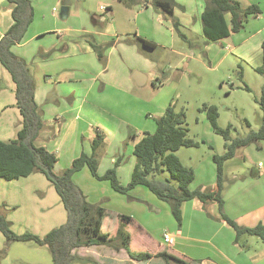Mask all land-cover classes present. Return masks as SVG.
Masks as SVG:
<instances>
[{
  "label": "crops",
  "instance_id": "crops-1",
  "mask_svg": "<svg viewBox=\"0 0 264 264\" xmlns=\"http://www.w3.org/2000/svg\"><path fill=\"white\" fill-rule=\"evenodd\" d=\"M234 1L242 9L255 5L261 13L256 17H249L243 29L219 42L205 43L203 36L201 15L209 6L208 0H173V15L175 18L179 17L180 26L200 37L206 50L209 51V47L217 43L246 63L255 58L253 68L261 66L264 0ZM59 4L66 9L65 14L60 17L67 18L70 14L69 5L63 4V0H56L55 5ZM6 6H1L4 12L0 9V21L2 14L9 13L11 16L13 6L7 2ZM107 7H110L105 8L104 12L109 18L107 23L94 15L91 18L93 28L80 29L64 25L61 29L68 32L65 36L58 30L30 38L40 40L46 34L53 33L56 41L51 45L39 50L33 48L25 53L17 52L23 46L21 41L11 51L27 63L34 77V100L42 111L44 129L33 141V145L43 147L56 156L57 163L53 172L59 174L82 153L91 155L92 141L95 134L99 133L103 136V147L97 153V173L102 176L115 167L117 162L116 176L120 184L125 186L136 164L132 154L134 145L145 133L155 131L154 117H160L165 110V106H156L155 97L143 92L148 82L153 88H157L168 81L165 73L156 68L151 55L158 49L169 50L178 55L181 52L175 50V33L171 23L162 21L160 15H153L148 5L136 7L134 17L119 13L114 6ZM55 12L56 8L53 7L52 16ZM224 18L230 28V15L225 14ZM11 24L9 21L4 31L0 28V39ZM182 36L185 44L190 42V45L187 44L189 49L197 47L192 35L182 33ZM135 37L146 40L155 48L137 47L133 43L124 42L133 41ZM110 42L113 45L105 51L106 63L103 66L97 60L91 44L102 46ZM0 68V79L7 81L10 87L12 81L9 74L1 65ZM37 70L42 78L38 77ZM6 108L15 109V102L4 106L2 110ZM17 120L19 127L15 130V137L21 127L19 115ZM249 165L248 177L232 179L231 184L225 186L222 192L224 214L243 228L264 225V165L260 161L254 164L250 162ZM87 174L91 176L88 177L90 182L91 178L96 180L87 168H83L73 176V182L82 191L88 204L99 205L105 213L103 223L107 232L114 236L118 225L122 224L120 221L125 222V229L130 236V250L153 257L142 262L136 261L125 250L115 251L106 246L75 248L71 250V255L89 258V254H94L101 264H264V245L261 240L246 234L236 237L234 229L221 218L215 202L206 205L196 199L184 202L181 205V225L171 226V233L163 231L159 239L153 232H149L145 224L133 217L105 209L103 202L116 198L118 194L111 189L108 181L96 180L108 185H101L102 193L99 191L98 199L91 200L90 196L94 192L86 191L81 186V179L86 178ZM139 188L129 192L132 197L129 200H138V194L142 192ZM198 189L214 191L216 177L213 186L206 188L204 185ZM124 217L129 221L123 220ZM164 234L170 235L169 244L163 242ZM98 247H104L105 250L94 249ZM158 254H165L169 259L155 257Z\"/></svg>",
  "mask_w": 264,
  "mask_h": 264
},
{
  "label": "rangeland",
  "instance_id": "rangeland-1",
  "mask_svg": "<svg viewBox=\"0 0 264 264\" xmlns=\"http://www.w3.org/2000/svg\"><path fill=\"white\" fill-rule=\"evenodd\" d=\"M29 1L33 10V21L24 34L22 48L17 52L25 53L33 48L39 50L56 41L53 33L46 34L40 40H36V37L30 39L34 35L60 30V34L65 36L68 32L66 29H61L64 25L80 29L92 27L91 18L94 15L109 22V18L104 13L105 8H110L107 7L108 5L116 7L119 13H127L130 17H134L135 8H142V4L146 3L153 15H160L162 21L171 23L169 18H163L154 10L153 0H138L131 8L124 5V0H121L122 2L119 0H63V4H68L70 8L67 18L60 17V9L63 6L61 4L56 6V0ZM1 6L7 7L5 0H0V9L4 12ZM53 7L56 8L54 16H52ZM10 17L9 13L2 14L0 28L3 31L9 21L12 22ZM176 19L180 20L179 17ZM94 28L99 30L98 27ZM179 30L187 36L192 35L194 45L197 47L193 50L189 49L173 29L175 50L181 52V55L165 49L153 52L151 59L155 62L156 68L165 73L168 81L164 86L157 88H153L148 82L143 92L150 97H155L158 107L165 106L166 109L171 104L175 111L183 110L187 138L197 142L198 146L181 147L175 155L184 166L194 171V180L189 188L196 190L200 186L205 185L209 188L215 184L216 170L211 158L212 155L224 153V140L212 131L205 113L200 111L202 106L213 105L217 108V124L222 129L230 126L232 139L244 136L250 131H256L260 126L261 112L255 100L260 96L263 78L254 71L255 58L249 61L250 63H246L237 58L233 52L227 51L225 46L217 43L212 44L208 51L201 44L200 37L191 34L182 26ZM37 72L39 73L37 76L42 78L40 71L37 70ZM7 83L0 79V141L3 142L15 139V130L19 127L17 120L19 114L16 107V110L14 108L2 110L4 106L15 102L14 85L11 83L9 87ZM244 86L248 87L249 91L244 90ZM259 161L264 165V142L238 149L234 157L224 163V186L230 185L234 178L238 180L247 178L250 170L249 163L254 164ZM88 177L91 176L87 174L86 178L81 179V186L86 191L94 192L90 198L97 200L102 193L101 185L108 184L97 182L92 178L90 182ZM157 179L171 181L167 173L157 176ZM139 189L142 192L138 194L136 201L117 194L116 198L103 202V206L107 210L133 217L145 224L149 232H153L158 237L163 231L171 233L170 227H177V224L170 213L168 204L157 200L145 188ZM0 215L10 222L11 230L17 235L31 233L43 237L66 222L65 209L52 182L39 173L11 181L0 178ZM94 249L105 250L104 247ZM2 250H5V254L0 256V264H25V262L51 264L46 247L22 242L6 246L5 239L0 233V251ZM87 257L89 258L78 257L80 260H75L71 264H101L94 254H89Z\"/></svg>",
  "mask_w": 264,
  "mask_h": 264
},
{
  "label": "trees",
  "instance_id": "trees-1",
  "mask_svg": "<svg viewBox=\"0 0 264 264\" xmlns=\"http://www.w3.org/2000/svg\"><path fill=\"white\" fill-rule=\"evenodd\" d=\"M5 1L13 6L11 11L12 24L0 39V65L7 71L14 84L15 107L20 116L21 127L17 131L15 139L9 142L0 141V178L11 181L26 178L36 173L44 175L52 182L66 212L65 224L49 231L43 237L31 233L15 234L10 228V222L0 215V233L5 239L6 246L11 243L22 242L46 247L51 257V264H71L75 260H80L77 256L70 254L71 250L89 246H106L115 251L125 250L131 259L141 262L153 257L147 253L130 250V236L125 229V222L120 221L122 224L118 225L114 236L107 232L105 223H103L105 213L99 205L88 204L82 191L73 182V176L83 168H87L96 180L108 181L114 192L124 195L128 199H132L129 192L134 188H145L157 200L168 204L170 213L178 227L181 225V205L184 202L194 199L203 205L215 202L221 218L234 229L236 237L242 234L254 236L261 240L264 245V225L258 224L253 228L239 227L224 214L222 199V192L225 187L224 163L234 157L238 148L264 142V42L261 45L262 65L254 68V71L263 78L260 96L255 100L261 112L259 128L244 136L232 139L230 126L226 129L219 128L217 124L218 112L215 106L203 105L200 110L205 113L212 131L224 140V153L212 155L216 170V189L214 191L190 190L189 186L194 180V171L184 166L175 152L181 147H197L198 143L187 138L183 110L175 111L171 104L167 106L160 117L154 118L155 131L145 133L134 145L132 154L136 159V164L129 182L123 186L116 176L117 162L115 167L107 170L102 176L97 173V153L103 147V136L99 133L95 134L92 141L91 155L82 153L71 162L68 168L57 175L53 172L57 163L56 156L43 147L33 145V141L39 137L44 129L42 111L37 107L34 100L35 81L27 63L11 51L14 45L22 41L32 21L33 10L29 0ZM119 2L122 1L119 0ZM137 2L138 0H124V5L131 8ZM208 2L209 6L201 15L205 43L219 42L230 34L238 33L243 29L249 17H256L261 13L255 5L242 9L239 3L234 0H208ZM144 4L146 3L142 5ZM152 6L163 18H169L174 31L183 39L179 30V22L173 15V0H153ZM225 14L230 15V28L224 18ZM124 42L133 43L137 47L155 48L153 44L139 37H135L133 41L125 40ZM187 44L190 45V42ZM112 45L113 42L102 46L91 44L97 60L103 66L106 63L105 51ZM239 79H242L241 75ZM243 89L249 91L246 86ZM246 123L248 125L247 121ZM163 173H167L175 184L168 179L158 180L157 176ZM123 220L129 221L125 217ZM4 254L5 250L0 251V256ZM155 257L169 259L165 254H158Z\"/></svg>",
  "mask_w": 264,
  "mask_h": 264
},
{
  "label": "built area",
  "instance_id": "built-area-1",
  "mask_svg": "<svg viewBox=\"0 0 264 264\" xmlns=\"http://www.w3.org/2000/svg\"><path fill=\"white\" fill-rule=\"evenodd\" d=\"M101 10H102V7H101ZM163 242H164L165 244H169V243L171 242V237H170V235H168V234H164V235H163Z\"/></svg>",
  "mask_w": 264,
  "mask_h": 264
},
{
  "label": "water",
  "instance_id": "water-1",
  "mask_svg": "<svg viewBox=\"0 0 264 264\" xmlns=\"http://www.w3.org/2000/svg\"><path fill=\"white\" fill-rule=\"evenodd\" d=\"M65 12H66V9L64 7H62L60 9V15L65 14ZM47 173H48V171H47Z\"/></svg>",
  "mask_w": 264,
  "mask_h": 264
}]
</instances>
